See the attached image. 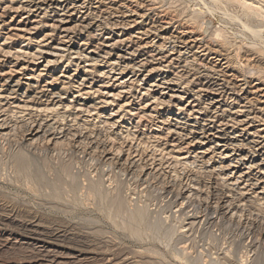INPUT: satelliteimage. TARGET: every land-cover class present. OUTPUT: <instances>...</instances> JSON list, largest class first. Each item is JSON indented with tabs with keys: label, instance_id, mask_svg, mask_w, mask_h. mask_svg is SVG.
<instances>
[{
	"label": "rangeland",
	"instance_id": "1",
	"mask_svg": "<svg viewBox=\"0 0 264 264\" xmlns=\"http://www.w3.org/2000/svg\"><path fill=\"white\" fill-rule=\"evenodd\" d=\"M86 1L90 3L88 7L73 10L71 9L73 5L78 8L77 5H81L84 0H68L60 4L62 7L66 6L68 10L64 9V12H61L60 9H55L58 7L56 0H0V97L12 98L1 103L4 109L8 110L5 114L8 113L11 119H14L12 118L14 114L16 116L19 114L16 111H20L14 107L28 105L27 107L31 109L17 116L16 122L19 123L17 131L6 129L10 136H7L5 141H0V209L17 211L16 213L19 212L25 219L29 215H35L41 221L50 223L51 227L60 225L69 231L68 233L71 232L70 234H73L71 243L68 241L52 243L54 250L58 252L56 256L65 258L66 264H102L108 261L113 264H264V236L259 237L256 231L258 222L261 221L259 219H264V161H262L264 151H258L264 143L257 148L254 147L256 154L253 161L251 154H248V148L252 144L240 148L242 151L233 152L235 153L233 155L225 152V148L222 147L213 153L212 148L215 146L211 143L221 135L220 132H216L222 129L226 131L225 138L243 136L244 133L240 131L242 128H247V134L256 132L257 135L264 137V132L259 131L264 127V97H261L264 92L260 93V90L264 89V22L262 25L252 21L254 20L252 18L243 16L242 11L234 5L214 6L208 0ZM29 2H33L29 7L35 12L17 9ZM34 5L41 7L40 10L32 7ZM197 8L201 9L203 14L198 15ZM131 12L135 15L133 16ZM234 16L238 19L235 20ZM201 20L211 22L210 27L200 29ZM249 23L253 30L260 29L256 30L260 31L259 36L252 35L246 30L244 25ZM217 27L223 30L225 41H217L214 38L213 31ZM55 48L67 51L59 52ZM37 50L42 54L37 53ZM77 50L87 58L93 55L89 52H94L105 59L99 58L102 63L92 65L94 63L83 58L79 60L72 54ZM132 52L136 54L134 62L130 60ZM6 53L10 54L9 57L5 55ZM252 53L259 58L261 56L259 68L263 71L260 73L256 71L255 66H258V62L253 59L254 57L251 58L252 62L246 59ZM30 54L37 56V59L32 60ZM157 54L168 58L167 62L162 63V66H168L161 67L165 73L156 71L160 67L151 58H158ZM14 56H20V59H15ZM119 56L127 60L117 59ZM146 59L152 64L138 67ZM140 61L142 62L138 64ZM114 63H119L118 69L127 67L123 75H119L117 70L109 74ZM134 65L140 69L135 75L130 69ZM249 69L253 70L247 73ZM100 73L106 74L105 77L108 79L100 77ZM164 77L166 80H172L173 85H161ZM211 77L225 81L227 87L226 97L224 96L220 105H215L211 112L223 104L222 109L229 112L250 111L249 115L246 113L243 117H237V121L247 122L246 118L249 117L254 118L256 122L245 124L243 121V125L238 127L215 128L217 130L207 132L205 135L206 137L208 134L215 135L213 139L209 137L210 143L204 139L205 136L200 135L198 138H202L203 142L198 139L194 141L192 134H187L186 139L182 135L189 130L197 133H200L201 129L207 130L201 126L207 124L204 120L213 114L205 112V108L210 107L202 101L203 99H200L199 106L195 99L206 94L199 91L205 89L202 86L210 81L208 78ZM83 79L86 81L81 82ZM127 80H129L127 84L119 86L122 81ZM130 82L133 84H129ZM78 84L84 86L80 87ZM152 85L168 88L157 89ZM77 88L82 91L77 93ZM146 92L149 94L148 97L142 95ZM54 94L64 99L55 98L50 103ZM74 96L85 98V107L94 106L96 110L91 111L89 115L76 112ZM108 96H115L116 99L112 100ZM151 97L165 100L166 104L156 106L158 104L152 103ZM77 101L79 104L84 102L79 99ZM111 101L112 105L101 103ZM247 101L253 103L251 110L241 108L249 107ZM196 105L197 107L192 108ZM65 106L70 107L69 111H66ZM176 107L183 109V112L177 111ZM44 108L53 110L48 114L52 115L50 120L56 117L67 118L70 113H73L72 117L75 115L79 117L78 124L80 119L85 120V124L80 121V125H86V128L83 127L86 131L82 132H87V135L91 133L94 136L96 133L99 136L103 135L104 138L108 133L107 136L114 140V143L105 141V146L103 144L108 157L97 163L100 165L93 170L91 164H95L97 158L94 156L96 151L92 150L95 145H89L88 147H93L88 150L87 146L85 147L87 156L77 157L75 154L64 152L68 143L64 138L57 139L58 146H55V141L45 145L44 137L46 140H52L48 133L43 134L45 128L36 136L26 138L23 134L31 121H21L20 118L22 116L25 120L36 118L34 123L36 125L39 114L43 120L44 113H36L35 110ZM222 109L218 114L222 113ZM197 110L201 113H195ZM128 112L133 113V116L127 114ZM5 114L0 120L10 118ZM111 114L113 115L110 116ZM224 114L229 115L228 112ZM72 117L67 119L70 120ZM140 117L142 119L137 127L136 122ZM174 119L180 122L178 129L173 127ZM54 121H50L51 124ZM220 122L221 120H218L210 127L218 126ZM260 123L263 126H260ZM12 124L13 122L10 127ZM107 124L115 125L110 128ZM58 125L59 123L55 124V127H61ZM180 128H184V131L182 132ZM128 129L130 133L135 134L136 140L132 141V136L125 140L124 136ZM174 130L175 133H180L182 138L172 134ZM244 138H249L248 141L258 139L248 135ZM83 139L81 137L73 139L75 147H79L78 151L83 148L82 144L79 145ZM238 139H240L238 145L246 144L240 142L241 138ZM199 141L203 145L196 143ZM143 144L153 146V150H163L164 160L170 166L172 162L173 165L175 163L172 157L183 158L178 162L193 163L188 169L189 172L185 171V174L188 172L187 176L193 180L195 187H209L213 195L229 196L226 199H232L233 203L236 202L235 205L239 201L238 204L242 208L237 210L243 212L241 216L244 217L242 218L239 213L237 215L241 218L238 219L236 216L229 220V215L223 218L222 214L225 211L222 210L223 213L219 212L217 218V214H212L210 209H206L205 216L202 213L197 219H190L194 216L192 210L198 204L188 207L189 203L183 200L182 208L179 207L182 200L176 199L174 191L179 184L177 176L185 175L181 173L179 164L177 167L172 165L171 169L164 166V171H156L158 174L155 170L151 171V174L155 173L157 176L160 174L158 176L160 180L157 177L136 189L132 186L133 181H130L131 175L121 176L116 169L109 175L113 178V184L110 186L107 176H102L101 173L102 168L104 172L109 169L101 165H104V161L113 159L117 148L121 152L120 162H124L130 155V162H137L136 167L138 164L147 165L148 168L144 170L146 174L149 173L150 162H147L146 155H150L152 149L149 148L147 152ZM222 144L219 143L220 146ZM54 146L55 151H52ZM45 147L49 150H45ZM130 147L133 150L128 151ZM137 149L139 152L143 151L142 158L135 155L134 151ZM155 154L158 155L159 152ZM226 154L230 156L229 159H222ZM166 155L168 158H165ZM242 157L245 158L243 163L245 165L240 161ZM250 166L254 169H250ZM136 167L133 171L137 169ZM258 178L260 181H256ZM164 181H170L172 186L166 188L162 185ZM227 186L229 188H226ZM225 188H232L233 191L229 194ZM238 193H241V196ZM136 212L142 213V220L136 219L138 223L132 217ZM200 216L204 218H199ZM191 221L195 222L190 227ZM249 222L252 223V227L248 225ZM9 227L11 226L0 224V264H28L30 260L37 258L39 255L37 244L25 239L21 228L17 229L14 225ZM87 247L93 249L95 254H87Z\"/></svg>",
	"mask_w": 264,
	"mask_h": 264
},
{
	"label": "bare ground",
	"instance_id": "2",
	"mask_svg": "<svg viewBox=\"0 0 264 264\" xmlns=\"http://www.w3.org/2000/svg\"><path fill=\"white\" fill-rule=\"evenodd\" d=\"M44 1H52V0H44ZM55 1V0H54ZM57 1V4H58V7H56L55 9L56 10H58V9H60V11L61 12H64V9H66V10H68V8L65 6V7H62V5H60V4H63L64 2H66V1H68V0H63V1H61V0H56ZM103 1V0H102ZM210 3H212L214 6L215 5H234V6H236V7H238L241 11H242V14H244L243 16H247L248 18H252V19H254V20H252V21H254V22H259V24H262L263 25V22H264V6H263V0H208ZM30 3H33V2H29L28 4H26V5H21V6H19V7H17V9H21L22 11H24V12H35V10L33 9V10H31L30 8L31 7H29V4ZM41 3H44V2H41ZM86 3V4H85ZM33 5V4H32ZM90 5V3L89 2H87L86 0H84V2L81 4V5H77L78 6V8L75 6V5H73V8H71V9H84V8H86V7H88ZM38 6V5H37ZM36 5H34V6H32V7H35V8H37L38 10H40V8L41 7H37ZM48 6V5H47ZM27 8H28V10H27ZM198 9V8H197ZM196 9V11H198V15L199 14H203V11L201 10V9H198L197 10ZM208 11H209V9H207ZM195 13V12H194ZM131 14L134 16L135 14H133L132 12H131ZM146 14V13H145ZM45 15V14H44ZM143 16V15H142ZM203 17V16H202ZM235 18V20L236 19H238V17H236V16H234ZM191 18V17H190ZM189 18V19H190ZM192 19V18H191ZM194 20H196V19H194ZM189 21V20H188ZM62 21L60 20V22L59 23H61ZM164 23V22H163ZM196 23V22H195ZM39 24V23H38ZM164 24H167V23H164ZM210 24H211V22H206V21H203V20H201L200 21V29H206V28H208V27H210ZM106 25H108V24H106ZM113 26V25H112ZM118 26V25H117ZM120 26V25H119ZM245 26V28H246V30H248L252 35H257V36H259V34H260V31H256V30H260V29H256V30H253L250 26V23H249V25H244ZM50 27V26H49ZM55 27V26H54ZM53 27V28H54ZM100 27V26H99ZM115 27V26H114ZM69 29V28H68ZM65 31V30H64ZM214 33H213V36H214V38L217 40V41H225V38L226 37H224L225 36V34H224V32H223V30H219V27H217L214 31H213ZM212 37V36H211ZM210 37V38H211ZM73 46V44L71 45V47ZM256 47V46H255ZM54 49V48H53ZM56 50H58L59 52H64V51H67V50H65V49H57V48H55ZM185 49V48H184ZM239 49H240V47H239ZM256 50V49H255ZM3 51V50H2ZM204 51V50H203ZM37 53H40V55L42 54V52H38V50L36 51ZM258 52V51H257ZM18 53V52H17ZM47 53V52H46ZM90 54H93L92 55V57H89V58H87L86 56H84V55H82L81 54V52H78V50H77V52H75V53H72V54H75L76 56H77V58L80 60V58H83V60H86V61H89V62H92V63H94V64H92V65H96V64H98V63H102V61L101 60H99V58L100 59H105V58H103V57H101V56H99L98 54H95L94 52H89ZM199 53V52H198ZM259 53V52H258ZM258 53H256V54H258ZM26 53H24V55H25ZM55 54V53H54ZM128 54V53H127ZM261 54V53H260ZM259 54V55H260ZM5 55H7V57H9L8 55H10V54H5ZM29 55V54H28ZM31 56L30 57H32L31 59L32 60H36L37 58V56H35L34 54H30ZM131 55V61H135V58H134V56L136 55V54H133V52L130 54ZM159 55V57L158 58H155V59H153V58H151L153 61H156L157 62V65L160 67V69H158V70H156V71H161L162 73H165L162 69H161V67H167V66H162V63H165V62H167V56H164V57H162V55L161 54H157V56ZM172 55V54H171ZM237 55V54H236ZM23 56V55H22ZM56 56V55H55ZM249 57H245L246 59H250L249 61H253V59H255L256 60V62H258V66H255V68H256V71H257V73H260L261 71H263V69L261 70L260 68H259V66L261 65V63H260V60H262L261 59V56H260V58L257 56V55H255L254 53H252V54H250V55H248ZM257 56V57H256ZM53 57V56H52ZM57 57V56H56ZM59 57H61V56H59ZM252 57H254L253 59H251ZM14 58L16 59V58H18V59H20V56L18 57H15L14 56ZM117 59H119V60H127V58H124V57H120L119 56V58H117ZM145 59V58H144ZM148 59H146V60H144L143 61V63H141L142 61H140L138 64H140V66H138V67H144V66H146L148 63H151L152 64V62L151 61H147ZM248 60H246V62H249ZM171 62V61H170ZM169 62V63H170ZM185 62H187V61H185ZM264 62V61H263ZM106 63V62H105ZM123 63V62H122ZM250 63V62H249ZM47 64H49V62H47ZM135 64V63H134ZM189 64V63H188ZM255 64V63H254ZM113 66L111 67V66H109V67H111L110 68V72H109V74L110 73H114L113 71H115V70H117V71H119V75H123V73L125 72V70L127 69V67H123L122 69H118V67H119V63H114V64H112ZM251 65V64H250ZM127 66V65H126ZM135 66H137V65H134L133 67H130V69L132 70V74L133 75H135V73L136 72H140V69H138L137 67H135ZM92 67V66H91ZM254 67V66H253ZM77 68H78V66H77ZM77 68H76V70H77ZM117 68V69H116ZM250 68H251V66H250ZM264 68V67H263ZM254 69V68H253ZM253 69H249L248 70V72L247 73H249V71H251V70H253ZM75 71V70H74ZM84 73H88V72H84ZM103 73H100V77H105V75L106 74H103ZM163 75V74H162ZM161 75V76H162ZM157 76V75H156ZM260 76V75H259ZM37 78L39 77V75H37L36 76ZM258 78V77H257ZM27 79V78H26ZM67 79H69V78H67ZM104 79H108L107 77H105ZM181 79V78H180ZM208 79H211L210 81H207V82H205V84H204V86H202L203 88H205V89H202V90H200L199 92H206V94L204 95V96H202V97H200V96H198L196 99H195V101H197L198 102V106H199V103H200V99H203L202 101L208 106V107H210V108H205V112L206 113H212L213 115L211 116V117H207V119H205L204 120V122H206L207 124H202V126L201 127H206L207 128V130H205V129H201L200 131V133H197V131H192V130H189V131H187L188 133H186V134H183L182 136H184V138H186V139H188V135L187 134H192V138H193V140L194 139H198V140H201L202 138H198L199 137V135L200 136H205L206 135V133L207 132H213V131H215V130H217V129H222V128H233V127H238V126H241V125H243L242 124V122L244 121H237L236 119H237V117H243L246 113H248V114H246V115H249L250 114V111H236V112H229V111H227V110H224V109H222V106H223V104L219 107V108H215L214 109V112L212 111L211 112V109L213 108V107H215V105L217 106H219L220 105V102H222L223 100V97L225 96L226 97V82L225 81H223V80H220V79H218L217 77L216 78H208ZM130 80V79H129ZM129 80H127L126 82L125 81H122L121 83H120V87L122 86V85H124L125 83L127 84V82L129 81ZM213 80V81H212ZM86 80H81V82H85ZM111 81V80H110ZM114 81H117V80H114ZM160 81V80H159ZM158 81V82H159ZM129 84H133V82H130ZM161 85H167V86H169V85H173V82H172V80H166L165 79V77L164 78H162V81H161V83H160ZM80 87H83L84 86V84H78ZM264 85V84H263ZM153 87H156L157 89H167L168 87H166V88H162L160 85L159 86H154V85H152ZM151 86V87H152ZM131 88V87H130ZM78 89V88H77ZM149 89V88H148ZM129 90V89H128ZM240 90H242V89H240ZM80 91H82V89H78V91H77V93H79ZM264 92V89H261L260 90V93H263ZM11 93H13V92H11ZM239 93V92H238ZM44 94V93H43ZM107 95V94H106ZM142 95L143 96H145V97H148L149 96V94H147V92L146 93H142ZM5 96V95H4ZM42 96H44V95H42ZM9 97V96H8ZM78 97V98H77ZM217 97H219L220 99H216ZM261 97H264V95L263 96H261ZM55 98H58L59 100H62V99H64V98H62V97H60V95H52V97H51V99L52 100H50V103H52L53 102V99H55ZM74 98L76 99V105H75V107H76V112H84V113H87V115H89L90 113H92L91 111H93V110H96V108H94V106L92 107V106H88V107H85L86 106V104H85V98H82V97H80V96H74ZM108 98H112V100H115L116 98H115V96H108ZM170 99H173V98H176V97H169ZM10 99H12V98H1L0 97V118L5 114V112H7L8 110L5 108L4 109V105L1 103V101H5V100H10ZM36 99V98H35ZM77 99H79V101H84L82 104L80 103L79 104V102L77 101ZM151 99H153V102L152 103H157L158 105H156V106H163V105H165L166 104V102H165V100L163 101L162 99H158V98H152L151 97ZM177 99V98H176ZM226 100V99H225ZM201 101V102H202ZM248 103L247 104H249V107H245V106H241V108H250V110H251V106H252V102H250V101H247ZM258 102V101H257ZM7 103H9V102H7ZM6 103V104H7ZM102 104H105V105H112V101L111 102H101ZM197 105L196 106H192V108H194V107H197ZM7 106H9V104L7 105ZM6 106V107H7ZM28 106V105H27ZM27 106H21V107H18V106H16V107H14L15 109H17V110H20V111H16V112H19V114H22L23 113V111H28L30 108L29 107H27ZM47 106H48V104H47ZM228 107V106H227ZM39 108V107H38ZM65 108H66V111H69V108L70 107H68V106H65ZM35 109V108H34ZM73 109H75L74 107H73ZM89 109H92V110H89ZM120 109V111H121V107L119 108ZM199 109V108H198ZM210 109V110H209ZM220 109H222V113L221 114H218L221 110ZM12 110V109H11ZM33 110V109H32ZM55 110V109H54ZM176 110L177 111H179V112H183V109H181V108H179V107H176ZM200 111H201V109H199ZM29 111H31V109L29 110ZM53 110L52 109H49V108H44L43 110H35V112L36 113H41V112H43L44 114L42 115V117L44 116V119L42 120V118H41V114H39L40 116L37 118L38 119V121H37V123H36V125L34 124L35 122H36V118L35 119H32V118H28V120H25L24 119V116H22V118H20L21 119V121H31L30 123H29V126H27V127H29L27 130H25V133L23 134L25 137L26 136H28V137H33V136H36L37 135V133H39V132H42V129H44L45 131H44V135L45 134H47L48 133V135L49 136H52V140H46L47 138H43V141L45 140V145H47V144H49V142H51V143H53L52 141H55V146H58L57 145V142L56 141H58L57 139H62V138H64L66 141H68V143H67V145L65 146L66 148H64V152H66L67 154H69V153H71V154H75V155H77V157L79 156H87V150L88 149H91L94 145H95V147L94 148H92V150H94V152L96 151V155L94 154V156L95 157H97V158H95V164H91L92 165V167L94 168L93 170H95L96 169V167L98 166V165H100V164H97V163H101V161H103L104 160V158L108 155V153H106V149H105V147H103V144L105 143V141L107 142V141H109V142H113L114 140L112 139V137H110V136H107V134H106V136L103 138L102 136H99V134L98 135H96V133H95V135L94 136H92V134L90 133L89 135H87L88 133L87 132H82V131H86V129H84L83 127H85L84 125H80V121H81V119H80V121H79V124H78V118H77V116L75 117V116H73L72 117V114L70 113V114H68V116H67V118H69L70 116L72 117V118H70V120H68L67 118H64V117H60V118H58V117H56V121H54V119L52 120H50V117L52 116V115H50V116H48V114L50 113V112H52ZM209 111V112H208ZM55 112V111H54ZM119 112V111H118ZM224 112L226 113V112H228L229 113V115H225L224 114ZM253 112V111H252ZM251 112V113H252ZM25 113V112H24ZM195 113H201V112H198V110L197 111H195ZM11 114H12V112H11ZM18 114V115H19ZM46 114V115H45ZM98 114V113H97ZM96 114V115H97ZM127 114H129V112L127 113ZM133 114V113H132ZM132 114H129L130 116H133ZM5 115H9L8 113L7 114H5ZM15 116H12V118H14V119H11V116L9 115V117L10 118H8L7 116V118L4 120V119H2V120H0V141L1 140H3V141H5V139L7 138V136L9 137L10 136V134L9 133H7L5 130L6 129H9L10 131H13L14 129L16 130L17 129V125L19 124H17V122H16V120H17V116H16V114H14ZM23 115V114H22ZM26 116H28L29 114H25ZM113 114H111L110 116H112ZM188 115H190L189 113H188ZM203 115H204V113H203ZM55 116H57V115H55ZM99 116H101V115H99ZM19 117H21V116H19ZM254 117V116H253ZM99 118H101V117H99ZM228 118V119H227ZM66 119L68 120V121H66ZM141 117L140 118H138V121L136 122V125H137V127H138V125L140 124V121H141ZM214 119H216V121H214ZM225 119H227V120H225ZM19 120V119H18ZM194 120H197V118H194ZM218 120H221V122H220V124L218 125V126H212V127H210V125H212V124H214V123H217L218 122ZM246 120H247V122H245V124H247L248 122H252V123H255L256 122V120L254 119V118H249V117H247L246 118ZM39 121H40V123H39ZM52 121H54V123L53 124H51V122ZM172 121H174L175 122V124H173V127L174 128H176V129H178V125L180 124V122H178V121H176L175 119L174 120H172ZM224 121H227L226 123H224ZM11 122H13V124H12V126L10 127V124H11ZM43 122H44V124H43ZM50 122V124H48ZM82 122V124L84 123L85 124V120H83V121H81ZM39 123V124H38ZM57 123H59V125L58 126H61V127H55V124L57 125ZM165 123V122H164ZM229 123H230V125H229ZM186 123H183V125H185ZM25 125V124H24ZM35 125V126H34ZM106 125V124H105ZM107 125H109V127L110 128H112L113 127V125H115V124H107ZM111 125V126H110ZM171 125V124H170ZM260 126H263V124H261L260 123ZM10 127V128H9ZM248 127H250V126H248ZM20 129H21V127H19ZM35 128H37L36 130V132H35V134H33L34 133V131H35ZM86 128V127H85ZM135 128V127H134ZM191 128H192V126H191ZM215 128H217V129H215ZM263 129H259V131H261V132H264V127H262ZM235 129H237V128H235ZM247 128H242L240 131H241V133L243 132L244 133V135L243 136H240V135H235L234 136V138L232 137V138H229V137H226L225 138V133H226V131H225V129H222L221 131H217L216 133H221V137L219 136L218 138H215V139H217V140H215L214 142H211V140H208L209 139V137H211V139H213L214 138V136L215 135H212V134H208V137H204V139L205 140H208V143H212L215 147L214 148H212L213 149V153H214V151L216 150V149H219L220 147H222V148H225V152H228V153H233V152H238V151H242V149H243V147H245L246 145H249V144H252L249 148H248V154L250 153L251 154V157H252V161H253V158H255V154H256V152H255V150H254V147L255 148H257V147H259V146H261V144L262 143H264V137H262V136H259V135H257V133L256 132H254V133H252V134H247V130H246ZM136 130V129H135ZM168 130H172V129H169L168 128ZM180 130L183 132L184 131V128H180ZM194 130V129H193ZM9 131V132H10ZM17 131V130H16ZM24 131V130H23ZM257 131V130H256ZM4 132V133H3ZM6 132V133H5ZM90 132V131H89ZM97 132V131H96ZM23 133V132H22ZM82 133H83V135H82ZM172 134H174V135H177V136H179V137H181V134L179 133V134H177V133H175V130L173 131V132H171ZM215 133V134H216ZM233 133V132H232ZM9 134V135H8ZM250 136L251 138H258V139H252V140H250V141H248L249 140V138L248 139H245L244 138V136ZM59 136V137H58ZM130 136H132V138H131V140L133 141V140H136V137H135V134H132V133H130V131H129V129H128V132H126V135L124 136L125 137V140L127 141V139L130 137ZM222 136H224V137H222ZM56 137H58V138H56ZM79 137H81V138H84L83 139V141H81L80 143H79V145H83V148L82 149H80L79 151H78V148L79 147H75V141L73 140L74 138H79ZM138 137V136H137ZM27 138V137H26ZM182 138V137H181ZM238 138H241L242 140L240 141V142H246V144L245 145H242V144H240L239 143V145H238V140H240V139H238ZM40 139V138H39ZM42 139V138H41ZM191 139V138H190ZM25 140V139H24ZM197 140V141H198ZM259 140H261V141H259ZM20 141H21V139H20ZM85 141H87V142H85ZM90 141V142H89ZM195 141V140H194ZM202 141V140H201ZM201 141H199V142H196V143H198L199 145H203V141L201 142ZM74 142V143H73ZM135 142V141H134ZM137 142V141H136ZM229 142V144H227ZM231 142V143H230ZM114 143V142H113ZM129 143H130V141H129ZM146 143V142H145ZM144 143V144H145ZM219 143H223L221 146L219 145ZM233 143V144H232ZM93 145V146H91V147H88L89 145ZM110 144V143H109ZM140 144V143H139ZM138 144V145H139ZM142 144V143H141ZM143 144V145H144ZM81 145V146H82ZM111 145V144H110ZM109 145V146H110ZM55 146H54V149L52 150V151H55ZM87 146V150H85V147ZM104 146H105V144H104ZM120 146V145H119ZM131 146V145H130ZM145 146V145H144ZM229 146H231V148H229ZM29 147H31V145L29 146ZM140 147V146H139ZM146 147V150H147V152H148V149L150 148V149H152L150 152H152L150 155H146L147 156V162H150V164H148L149 165V169H150V171H149V173L148 174H146V170H144V168L146 169V168H148L147 167V165H143L142 164V166H140L139 164L137 165V167H136V163H132V162H130V159H129V156L130 155H128V157L124 160V162L122 163V162H120V158H119V155H121L120 153V151H119V148H117L118 150L114 153V157H112L113 159H110V160H107V161H104L103 163H104V165H101L102 167H107L106 169H109V171L108 170H105L106 172H104V168H102V170H101V173H102V176H107V182H109V185L110 186H112V184H113V178H112V176H109L110 174L112 175L113 173H114V171L116 170V169H118V171H119V173H121V176H126V177H128L129 175H131V179H130V181L132 180L133 182H132V186H133V188L134 189H136L137 187H140V186H144L145 184H147V182H149V181H151L152 179L153 180H155L158 176H157V174H158V172H156V171H160V170H163L164 169V166H167V168H170V167H172V165H173V162H172V165L170 166V164H168L167 163V161H165L164 160V156H163V150H153V146L152 147H148L147 145L145 146ZM110 148H111V146H110ZM136 148V147H135ZM138 148V147H137ZM144 148V147H143ZM240 148H242V149H240ZM42 149V148H41ZM41 149H40V151H41ZM99 149H101V150H99ZM116 149V148H115ZM139 149V148H138ZM137 149V150H138ZM43 150V149H42ZM45 150H49V148L47 147H45ZM112 150V149H111ZM121 150V149H120ZM131 150H133L131 147H130V149H128V151H131ZM137 150H135L134 151V153H135V155L136 156H139V158H142V155H143V151H140L139 152V150L137 151ZM141 150V149H140ZM144 150V149H143ZM110 151V150H109ZM127 151V152H128ZM252 153H251V152ZM259 152L260 151H264V145H263V147H260V149L258 150ZM91 152H93V151H91ZM155 152H159V154L158 155H156L155 154ZM141 153V154H140ZM227 153V154H228ZM90 154V153H89ZM227 154L226 155H224V157L222 158V159H229V157L230 156H227ZM222 154H220V156H221ZM233 155H235V153H233ZM262 155H264V152H263V154ZM93 156V155H92ZM135 156V157H136ZM247 156V155H246ZM83 157V158H84ZM108 157V156H107ZM133 156H131V158H132ZM171 157V156H170ZM175 157V156H174ZM250 157V158H251ZM256 157H258V156H256ZM94 158V157H93ZM93 158H92V162L94 161L93 160ZM138 158V157H137ZM138 158V159H139ZM144 158V157H143ZM165 158H168V156L166 155L165 156ZM220 158V157H219ZM109 159V158H108ZM134 159V158H133ZM145 159V158H144ZM171 159H174L173 161L175 162L174 163V165L173 166H175V167H177V165L179 164L180 166V171H181V173H184L185 174V171H188V169H190L191 167H192V165H193V163H188V164H186V163H182V162H178V160H182L183 158H181V159H176V158H171ZM245 158H243L242 157V159H240V161L242 162V164L244 163V160ZM140 160V159H139ZM141 160H143V159H141ZM138 161V160H137ZM172 161V160H171ZM248 161V160H247ZM262 161H264V158L262 159ZM24 162V161H23ZM91 162V163H92ZM139 162V161H138ZM143 162V161H142ZM147 162H143V163H146L147 164ZM122 163V164H121ZM88 164V163H87ZM253 164V163H252ZM106 165V166H105ZM243 165H245V164H243ZM261 165H263V164H261ZM18 167V166H17ZM137 168L135 171H133V168ZM19 168V167H18ZM166 168V167H165ZM173 168V167H172ZM21 169V168H20ZM171 169V168H170ZM175 169H177V168H175ZM250 169H254L253 168V166H250ZM153 170H155V173H157V174H151V171H153ZM165 170V169H164ZM163 170V171H164ZM148 171V170H147ZM173 171V170H172ZM176 171V170H175ZM174 171V172H175ZM178 171V170H177ZM154 172V171H153ZM189 172V171H188ZM188 172H187V174H188ZM161 173V176L163 175L162 174V172H160ZM177 173H179V172H177ZM65 174V173H64ZM145 174H146V177L143 179V177L145 176ZM187 174H185V175H183V174H181V176L182 177H179V176H177L179 179L177 180V181H179V184H178V188L176 189V191H174L175 192V197H176V199H179V200H182V202L180 203V205H179V207L180 208H182V206H183V200H186L187 201V204L189 203V206L188 207H190V206H195L196 204H198V206L195 208V209H193L192 211H194L193 213L194 214H192V215H194V216H191L190 217V219H193V220H195V219H197V217L201 214L202 215V213H204L205 211H206V209H210L211 211H212V214H217V218H218V215H219V212H222V210H224L225 212L222 214V216H224L223 218H226V216L227 215H229V217H228V219L229 220H231L232 218H235L236 216L238 217V215L237 214H239L240 213V216H241V214L243 213V212H239V210H237V209H240V208H242V207H240L239 206V204H238V202H237V205H235L236 204V202L235 203H233V200L231 199V200H228V199H226V198H228L229 196H223V194H215V195H213L212 193H211V190H210V188L208 187H203L202 186V188H196L195 186V184L193 183V180L190 178V177H188L187 176ZM116 175V174H115ZM166 176V175H165ZM164 176V177H165ZM168 176V175H167ZM175 176V175H174ZM263 176H264V174H263ZM176 177V176H175ZM168 178L169 177H167L166 179L168 180ZM170 178H171V176H170ZM36 179V178H35ZM158 180H160L159 179V177L157 178ZM165 179V178H164ZM163 179V180H164ZM170 180V179H169ZM172 180H174V179H172ZM256 181H260V179L258 178V180H256ZM173 182V181H172ZM170 181H164V182H162V185H164L166 188H170L172 185H170ZM264 183V182H263ZM202 184V183H201ZM127 185V184H126ZM131 185V184H130ZM203 185V184H202ZM253 185V184H252ZM109 186V187H110ZM163 186V187H164ZM263 186H264V184H263ZM129 188V187H128ZM131 188V187H130ZM176 188V187H175ZM203 188H205L204 189V191H203ZM226 188H229L228 186L226 187ZM225 188V189H226ZM132 189V188H131ZM223 189V188H222ZM129 190V189H128ZM184 190V191H183ZM227 190V193H229L230 194V191H233L232 190V188H230V189H226ZM263 190V189H262ZM89 191H91V190H89ZM131 191H133V190H131ZM142 192V191H141ZM65 193V192H64ZM131 193V192H130ZM168 194H169V192H167ZM93 194V193H92ZM132 194V193H131ZM138 194H139V192H138ZM232 194V193H231ZM203 195V196H202ZM238 195H240L241 196V193L239 194L238 193ZM131 196V195H130ZM135 196V195H134ZM203 197V198H202ZM204 206V209L202 210V207ZM241 206H242V204H241ZM187 207V208H188ZM131 211V210H130ZM17 212V211H16ZM15 211H13V210H5V209H0V224H5V225H9V226H11V227H13V225L14 226H16L17 227V229H18V227L19 228H21L22 230H23V234H24V238L25 239H28V240H31V241H34L37 245L36 246H38L37 247V252L39 253V255H37V258L35 259L34 258V260L33 261H29V263L28 264H66L65 262H64V260H65V258H61V257H58V256H56V253H58V252H56L55 250H54V245L52 244V243H62V242H65V241H68V243L70 242H72L73 241V238H72V235L70 234V233H68L67 232V230L65 229V228H63V227H61L60 225L59 226H56V225H54V222H52L53 223V225H54V227H51V226H49L50 225V223L49 224H47L46 222H43V221H41L37 216H31V215H29L28 216V218L27 219H25V218H22L20 215H19V212L18 213H16ZM233 212V213H232ZM31 213V212H30ZM141 214L142 213H140V212H136L135 214H133L132 215V217L134 218V220H142V216H141ZM28 215V214H27ZM243 215V214H242ZM24 216V215H23ZM204 216H205V213H204ZM204 216H200L199 218H204ZM208 216V215H207ZM238 217V219L239 218H241V217ZM260 216V215H259ZM131 217V216H130ZM244 217V216H243ZM242 217V218H243ZM198 218V219H199ZM246 219V218H245ZM248 219H250L249 217H248ZM136 220V222L138 223V221ZM241 220V219H240ZM252 220H254V219H252ZM259 220H261V221H259ZM258 221V228H256V227H254V229L257 231V235H259V237L260 236H264V222H262L263 220L262 219H259ZM239 221V220H238ZM250 221V220H249ZM57 222V221H56ZM135 222V221H134ZM135 222V223H136ZM192 222V221H191ZM190 222V223H191ZM195 222V221H194ZM194 222H192L191 224H190V227L194 224ZM239 222H241V221H239ZM252 222V221H251ZM140 223V222H139ZM242 223V222H241ZM250 223V222H249ZM257 223V222H256ZM62 224V223H61ZM251 224L252 223H250V224H248L249 226H251ZM57 225H58V223H57ZM244 225V224H243ZM243 225H241V227L243 226ZM247 225V224H246ZM246 226L248 229H249V226ZM64 226V225H63ZM2 227V226H1ZM11 227H9V228H11ZM65 227H66V225H65ZM252 227V226H251ZM193 228V227H192ZM68 229V228H67ZM71 231V230H70ZM247 231V230H246ZM21 232V231H20ZM93 234V233H92ZM80 235V234H79ZM76 236V235H75ZM81 236V235H80ZM87 236V235H86ZM85 236V237H86ZM89 236V235H88ZM100 236V235H99ZM74 237V236H73ZM77 237V236H76ZM83 237V236H82ZM84 237V238H85ZM92 237V236H91ZM87 238V237H86ZM89 238V237H88ZM93 238V237H92ZM264 238V237H263ZM75 239V238H74ZM89 240V239H88ZM95 240V239H94ZM83 241V240H82ZM86 242V241H85ZM89 244V243H88ZM98 244V243H97ZM65 245V244H64ZM35 246V247H36ZM61 246V245H60ZM71 246V245H70ZM55 247H57V246H55ZM94 247H96V246H94ZM34 248V247H33ZM92 248H93V246H92ZM95 249V248H94ZM97 249V248H96ZM87 254H89V255H94L95 253V251L93 250V249H91V248H89V247H87ZM62 255H63V253H62ZM69 255V254H68ZM226 255V254H225ZM67 256V255H66ZM64 257V256H63ZM67 258V257H66ZM71 258V257H70ZM33 259V258H32ZM78 259V258H77ZM108 259V258H107ZM107 259H105V260H107ZM108 260H110V259H108ZM80 261V260H79ZM102 261V260H101ZM75 262V261H74ZM69 263V262H68ZM98 263V262H97ZM78 264H80V263H78ZM86 264V263H85ZM99 264V263H98ZM102 264H113L112 262H103Z\"/></svg>",
	"mask_w": 264,
	"mask_h": 264
}]
</instances>
